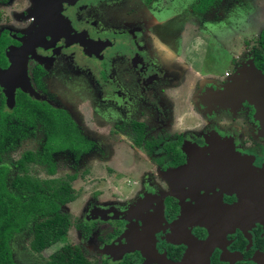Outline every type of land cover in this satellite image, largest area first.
<instances>
[{
    "label": "flooded vegetation",
    "instance_id": "flooded-vegetation-1",
    "mask_svg": "<svg viewBox=\"0 0 264 264\" xmlns=\"http://www.w3.org/2000/svg\"><path fill=\"white\" fill-rule=\"evenodd\" d=\"M198 3L155 13L156 0H0V69L9 72L1 108L28 99L62 110L78 143L60 147L68 140L59 137L56 148L38 118L4 154L8 186L29 151L48 158L26 162L31 175L70 184L58 191L64 236L32 248L50 216L31 217L10 239L16 264L25 261L13 243L22 233L32 264H264V40L242 39L240 50L226 48L228 69H204L199 48L220 45L213 28L226 16L208 24L218 5L202 12ZM30 138L39 147L23 144ZM93 150L116 160L105 163L108 176L88 167L79 190L76 173L57 176L55 155Z\"/></svg>",
    "mask_w": 264,
    "mask_h": 264
},
{
    "label": "trees",
    "instance_id": "trees-1",
    "mask_svg": "<svg viewBox=\"0 0 264 264\" xmlns=\"http://www.w3.org/2000/svg\"><path fill=\"white\" fill-rule=\"evenodd\" d=\"M220 1L199 0L197 8L203 12ZM261 39L264 40V30L261 32ZM37 103L28 99H20L12 112L3 111L0 105V163L5 153L16 149L18 138L28 135L26 130H29V125L38 118L45 122V128L51 134L50 136L55 138L56 148L59 137L68 140V142H61L60 147L78 145L74 127L66 122L69 119L64 115V112L52 110ZM66 133H68L67 137H65ZM32 161L47 163L48 158L47 155H44L39 159L31 151L24 154L18 164L21 171L13 179L11 186H8L7 168L0 166V264H16L10 247V239L15 232L26 225L31 217L37 214L50 216L37 226L32 248L42 249L52 242H56L64 236L66 230V219L64 214L59 211L60 204L57 200L60 199L58 191L67 189L70 184L67 180L57 178L41 180L31 175L26 162ZM49 171L55 173L56 169L53 166ZM52 183L55 185L51 186ZM43 184L49 185L47 186L49 194L46 193ZM62 263L81 264V260L77 258L70 262L62 261ZM52 264L58 263L53 262Z\"/></svg>",
    "mask_w": 264,
    "mask_h": 264
},
{
    "label": "rangeland",
    "instance_id": "rangeland-1",
    "mask_svg": "<svg viewBox=\"0 0 264 264\" xmlns=\"http://www.w3.org/2000/svg\"><path fill=\"white\" fill-rule=\"evenodd\" d=\"M157 4L155 5L154 10L150 12H157L162 11L164 8H169L167 12L172 13L173 11L177 10L180 11H187L190 10L191 7L194 5L196 0H156ZM218 5V6H217ZM216 8L208 12L206 15V22H219L217 20L222 16H226L223 20L222 26H218L213 28V34L217 36V39L221 41L220 45L217 44L216 41H211L212 44H207V46H203L201 49L199 48V53L201 55L200 63L203 65L204 69H208L211 71L222 70L227 67V64L223 61L224 59L227 60L228 52L226 48L228 47L230 51L240 50L242 47L241 41L242 39H250L255 40L259 37L262 30H264V0H224V2H220L217 4ZM173 7H177L179 9H173ZM182 7V8H181ZM153 9V8H152ZM234 10V11H233ZM229 11V13H228ZM114 19L116 15H113ZM181 16L177 17L180 18ZM120 19V15L117 16ZM176 18V19H177ZM112 20L109 24L114 23ZM163 18H159L156 16L154 21H162ZM184 17L173 20L170 25L174 24V29H178L177 27L183 26ZM123 23V20L120 19V24ZM173 23V24H172ZM168 25V24H167ZM27 31H30V26H27ZM188 27L187 29H189ZM185 33H177L175 43L182 47V40L186 38ZM206 38V37H205ZM214 37L209 35V38L206 39H213ZM200 39V37H198ZM189 41V40H188ZM187 41V42H188ZM239 45V46H238ZM186 46V45H185ZM182 49H185L182 48ZM180 49V50H182ZM207 53L209 56H207ZM210 57V58H209ZM212 57V58H211ZM228 69V68H226ZM216 76H214L215 78ZM58 106L65 105L68 103V99L65 97H60L58 100ZM36 141V140H35ZM37 142H34L31 138L28 141H25L23 144L27 147L36 148L39 147ZM121 145L127 147V144L121 143ZM97 150V149H96ZM57 167H58V174L57 176H65L66 174L76 173L78 178L75 182H73V186H75V190H79L81 186L85 183L83 181V172L86 168L91 167L92 172L90 175L92 177H100V176H108V172L106 171L107 167L105 165L106 162H111L113 164L116 160H110V158H105L101 156V153L98 151H91L90 153L86 154L84 157L77 158L74 157L72 154L64 153V154H57L55 155ZM16 158V156H15ZM113 159V158H111ZM12 161V159H10ZM104 163V164H103ZM122 166V165H119ZM126 166V165H124ZM146 166V164H145ZM40 169V168H38ZM90 176H88L89 178ZM117 177V176H116ZM120 178V177H118ZM113 180V179H110ZM123 180H121L122 182ZM105 183V182H104ZM78 193V192H77ZM65 196L66 193H65ZM67 204L66 206H68ZM31 239V235L29 233H22L14 238V247L16 251L20 252L21 255L25 257V261L23 264H32L35 259L34 253L30 250L29 242ZM50 250L46 252V255L43 257L44 260L47 258V255Z\"/></svg>",
    "mask_w": 264,
    "mask_h": 264
},
{
    "label": "water",
    "instance_id": "water-1",
    "mask_svg": "<svg viewBox=\"0 0 264 264\" xmlns=\"http://www.w3.org/2000/svg\"><path fill=\"white\" fill-rule=\"evenodd\" d=\"M21 68H22V64L21 63H19V65H18V70H21ZM9 74V72L8 71H4V70H2V69H0V80H5V79H8V77H7V75ZM26 78V77H25ZM24 78V79H25ZM25 82V80H23V83H22V85H23V87H24V90L25 91H29L32 95H36V92L32 89V87L29 85V82L27 81L26 83H24ZM11 92H13V91H11ZM9 96L11 97V95L9 94Z\"/></svg>",
    "mask_w": 264,
    "mask_h": 264
}]
</instances>
